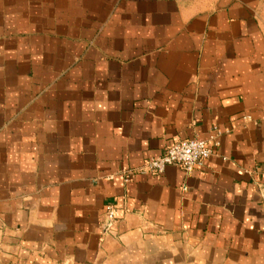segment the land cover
<instances>
[{
  "label": "crops",
  "instance_id": "obj_1",
  "mask_svg": "<svg viewBox=\"0 0 264 264\" xmlns=\"http://www.w3.org/2000/svg\"><path fill=\"white\" fill-rule=\"evenodd\" d=\"M0 264H264V0H0Z\"/></svg>",
  "mask_w": 264,
  "mask_h": 264
},
{
  "label": "built area",
  "instance_id": "obj_2",
  "mask_svg": "<svg viewBox=\"0 0 264 264\" xmlns=\"http://www.w3.org/2000/svg\"><path fill=\"white\" fill-rule=\"evenodd\" d=\"M244 120H251L250 116H244ZM223 132L214 130L209 134L207 140L186 139L168 146L164 153L145 163V165L136 172L143 174H152L161 176L166 169L171 166H178L184 172L191 176L196 171L205 168L207 162L217 154L221 142L220 138ZM129 173V172H126ZM137 214L143 216L144 212L138 210ZM117 223V208L114 205H108L104 213V228L106 233H112Z\"/></svg>",
  "mask_w": 264,
  "mask_h": 264
}]
</instances>
